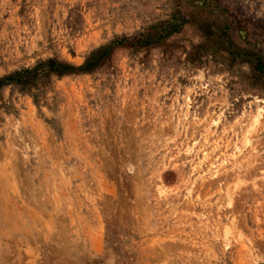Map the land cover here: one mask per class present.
Instances as JSON below:
<instances>
[{"label": "rangeland", "instance_id": "374dc122", "mask_svg": "<svg viewBox=\"0 0 264 264\" xmlns=\"http://www.w3.org/2000/svg\"><path fill=\"white\" fill-rule=\"evenodd\" d=\"M5 79L0 264H264V0H0Z\"/></svg>", "mask_w": 264, "mask_h": 264}, {"label": "trees", "instance_id": "16d2710c", "mask_svg": "<svg viewBox=\"0 0 264 264\" xmlns=\"http://www.w3.org/2000/svg\"><path fill=\"white\" fill-rule=\"evenodd\" d=\"M105 55H106L105 50L103 52L99 51V52L94 53L87 59L86 63L78 70L81 72H90L94 70L100 64L101 60L105 57ZM50 67H51L50 68L51 72H58V71L66 72V71L73 70L70 66L58 63L57 61H51ZM257 68L259 70H263V66L261 64H259ZM7 80L9 79L2 80L0 81V83H5Z\"/></svg>", "mask_w": 264, "mask_h": 264}]
</instances>
